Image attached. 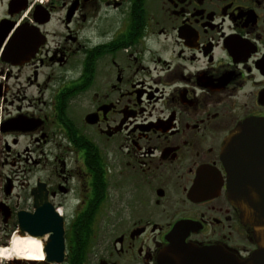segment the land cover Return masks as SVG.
I'll use <instances>...</instances> for the list:
<instances>
[{
    "label": "flooded vegetation",
    "instance_id": "flooded-vegetation-1",
    "mask_svg": "<svg viewBox=\"0 0 264 264\" xmlns=\"http://www.w3.org/2000/svg\"><path fill=\"white\" fill-rule=\"evenodd\" d=\"M0 61L1 126L17 121L0 126V247L59 229L64 247L6 264H161L172 242L253 264L222 149L264 121V0H0Z\"/></svg>",
    "mask_w": 264,
    "mask_h": 264
},
{
    "label": "water",
    "instance_id": "water-1",
    "mask_svg": "<svg viewBox=\"0 0 264 264\" xmlns=\"http://www.w3.org/2000/svg\"><path fill=\"white\" fill-rule=\"evenodd\" d=\"M1 59L12 63V57L8 53L3 52ZM7 122L1 126L2 130L10 122L17 123L16 119ZM235 133L239 135L229 137L222 149L224 166L231 173L226 186L227 198L239 210L242 222L252 227L253 238L258 245V250L252 256L253 264H264V149L253 148L252 152H248L250 144L247 145L246 142L232 145L233 139L248 142L258 139L263 140L261 147H264V121L256 123L246 121ZM250 154L253 155L252 161L248 158ZM29 232L34 234L35 231ZM180 248L178 243L172 242L159 256L161 264H196L187 262L180 256L179 259L177 251L179 252ZM41 251L44 254L43 259L50 262L60 263L63 260L62 229L55 232L49 244L41 246Z\"/></svg>",
    "mask_w": 264,
    "mask_h": 264
},
{
    "label": "bare ground",
    "instance_id": "bare-ground-1",
    "mask_svg": "<svg viewBox=\"0 0 264 264\" xmlns=\"http://www.w3.org/2000/svg\"><path fill=\"white\" fill-rule=\"evenodd\" d=\"M43 253L39 242L30 237L14 235L8 247L0 248V258L42 260Z\"/></svg>",
    "mask_w": 264,
    "mask_h": 264
},
{
    "label": "built area",
    "instance_id": "built-area-1",
    "mask_svg": "<svg viewBox=\"0 0 264 264\" xmlns=\"http://www.w3.org/2000/svg\"><path fill=\"white\" fill-rule=\"evenodd\" d=\"M1 68H2V72H1ZM7 71L8 69L4 67L0 62V82L4 79V76L7 73ZM4 114H5V110H4L2 103L0 102V125L6 119Z\"/></svg>",
    "mask_w": 264,
    "mask_h": 264
},
{
    "label": "rangeland",
    "instance_id": "rangeland-1",
    "mask_svg": "<svg viewBox=\"0 0 264 264\" xmlns=\"http://www.w3.org/2000/svg\"><path fill=\"white\" fill-rule=\"evenodd\" d=\"M12 237H10V239H11ZM6 247H8V246H6ZM0 248H5L4 247V245H3V247L1 246ZM6 263H8V260L7 259H4V258H0V264H6Z\"/></svg>",
    "mask_w": 264,
    "mask_h": 264
}]
</instances>
